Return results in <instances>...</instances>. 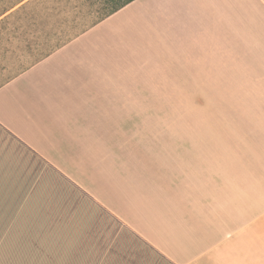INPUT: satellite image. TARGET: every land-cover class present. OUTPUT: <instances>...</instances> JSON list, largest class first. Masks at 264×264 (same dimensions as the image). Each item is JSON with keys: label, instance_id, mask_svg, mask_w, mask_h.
<instances>
[{"label": "crops", "instance_id": "0c3cea01", "mask_svg": "<svg viewBox=\"0 0 264 264\" xmlns=\"http://www.w3.org/2000/svg\"><path fill=\"white\" fill-rule=\"evenodd\" d=\"M242 57L215 140L128 112L151 61ZM0 264H264V0H134L0 85Z\"/></svg>", "mask_w": 264, "mask_h": 264}, {"label": "rangeland", "instance_id": "374dc122", "mask_svg": "<svg viewBox=\"0 0 264 264\" xmlns=\"http://www.w3.org/2000/svg\"><path fill=\"white\" fill-rule=\"evenodd\" d=\"M109 6L108 0H0V85L57 46L87 32L100 22ZM232 60L223 73L209 68L202 75L167 73L151 61L139 68L130 88L121 91L123 98L128 99V112L159 119L169 114L183 116L192 129L207 130L215 140L218 115L232 111L236 96L247 97V82L255 76L250 74L249 65L256 64V60L242 57L235 68ZM196 76L203 82L202 89L191 88L195 84L188 82L196 80ZM237 109L242 112L243 106L238 105ZM150 119L146 118L143 124L155 125Z\"/></svg>", "mask_w": 264, "mask_h": 264}, {"label": "trees", "instance_id": "16d2710c", "mask_svg": "<svg viewBox=\"0 0 264 264\" xmlns=\"http://www.w3.org/2000/svg\"><path fill=\"white\" fill-rule=\"evenodd\" d=\"M110 6L105 10V12L102 14L101 18L99 21L104 20L106 17L112 15L113 13L117 12L127 4L133 2L134 0H108ZM98 21V22H99ZM56 48H59L57 46Z\"/></svg>", "mask_w": 264, "mask_h": 264}]
</instances>
